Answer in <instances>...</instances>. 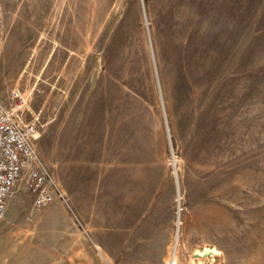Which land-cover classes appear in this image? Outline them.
Returning <instances> with one entry per match:
<instances>
[{
  "label": "rangeland",
  "instance_id": "1",
  "mask_svg": "<svg viewBox=\"0 0 264 264\" xmlns=\"http://www.w3.org/2000/svg\"><path fill=\"white\" fill-rule=\"evenodd\" d=\"M14 89L65 198L17 184L0 264H264V0H0Z\"/></svg>",
  "mask_w": 264,
  "mask_h": 264
},
{
  "label": "built area",
  "instance_id": "2",
  "mask_svg": "<svg viewBox=\"0 0 264 264\" xmlns=\"http://www.w3.org/2000/svg\"><path fill=\"white\" fill-rule=\"evenodd\" d=\"M12 98L11 109L0 100V224L7 216L10 197L20 181L33 198V211L65 198L57 177L35 147L37 127L22 122L26 94L14 89Z\"/></svg>",
  "mask_w": 264,
  "mask_h": 264
},
{
  "label": "crops",
  "instance_id": "3",
  "mask_svg": "<svg viewBox=\"0 0 264 264\" xmlns=\"http://www.w3.org/2000/svg\"><path fill=\"white\" fill-rule=\"evenodd\" d=\"M147 222H149V223H147L146 226L144 227V232L146 234L145 235L146 237H143L144 240H143L142 244L141 243L140 244H136V243H139V242H137L138 239H135V244H136L135 247L138 248V253H139L138 256L139 257H143V255L149 257V256H155L157 254V246L155 244L156 243L155 242L156 241L155 240V236L157 234L156 233L157 232V230H156L157 217L154 215V216L148 218ZM148 232H152V235H153L154 239H152L151 241H148V239H147ZM139 241H141V240H139ZM149 243H150V245H152V246H150V248L148 247ZM98 244L101 245L102 247H105V245L102 244L100 238L98 239ZM143 245H145V247H143ZM141 249H143L145 253ZM163 254H165V251L162 248L160 253L157 254V255H162V257H163ZM146 259H145V261H147Z\"/></svg>",
  "mask_w": 264,
  "mask_h": 264
},
{
  "label": "water",
  "instance_id": "4",
  "mask_svg": "<svg viewBox=\"0 0 264 264\" xmlns=\"http://www.w3.org/2000/svg\"><path fill=\"white\" fill-rule=\"evenodd\" d=\"M176 245V244H175ZM172 262V259L170 260V263Z\"/></svg>",
  "mask_w": 264,
  "mask_h": 264
},
{
  "label": "bare ground",
  "instance_id": "5",
  "mask_svg": "<svg viewBox=\"0 0 264 264\" xmlns=\"http://www.w3.org/2000/svg\"><path fill=\"white\" fill-rule=\"evenodd\" d=\"M173 252H174V250H173ZM173 252H172V254H173ZM171 257H172V255H171Z\"/></svg>",
  "mask_w": 264,
  "mask_h": 264
}]
</instances>
